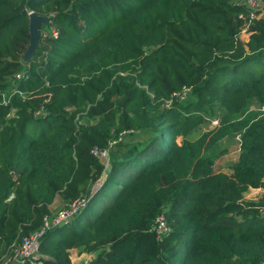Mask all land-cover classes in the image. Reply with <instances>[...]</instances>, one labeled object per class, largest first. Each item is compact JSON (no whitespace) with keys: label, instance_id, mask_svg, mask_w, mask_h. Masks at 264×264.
Returning <instances> with one entry per match:
<instances>
[{"label":"trees","instance_id":"obj_1","mask_svg":"<svg viewBox=\"0 0 264 264\" xmlns=\"http://www.w3.org/2000/svg\"><path fill=\"white\" fill-rule=\"evenodd\" d=\"M30 12L58 37L22 63ZM245 13L237 0H0V92L38 95L0 107V254L40 229L56 197L90 194L104 173L87 208L40 238L49 264H71V249L95 254L91 264L264 262V117H244L250 101L264 102V18L243 44ZM26 65L29 80L12 86ZM184 86L185 99L166 107ZM47 92L48 115L35 119ZM212 105L221 116L206 113ZM198 127L209 129L196 137ZM147 134L119 157L123 139ZM236 136L232 175L214 172L211 152ZM112 142L104 169L91 150ZM127 164L139 169L121 184ZM112 184L111 203L88 219ZM249 189L263 190L259 203L243 201ZM162 212L171 231L158 242L151 229Z\"/></svg>","mask_w":264,"mask_h":264},{"label":"built area","instance_id":"obj_2","mask_svg":"<svg viewBox=\"0 0 264 264\" xmlns=\"http://www.w3.org/2000/svg\"><path fill=\"white\" fill-rule=\"evenodd\" d=\"M239 4H242L246 8V13L240 15L239 18L243 20L244 26L240 34L247 33V28L254 22L259 20L263 14V1L262 0H237ZM248 34V33H247ZM238 35V39H239ZM58 37V31L54 28H51V33L49 38L56 39ZM30 78L29 66L19 72H16L12 76V86L21 81H28ZM48 82H45V86L48 87ZM190 91V88L183 87L180 91L175 92L171 95L169 100L165 101V106L169 107L174 100L183 101ZM17 95L19 100L24 102L25 100L38 97L34 95V92H22L17 87H13L10 91H1L0 92V107H9L11 104V99ZM44 100L41 102L40 106L33 111V117L35 119L44 118L48 115V111L45 109V104L49 101L51 93L47 92L42 95ZM256 112L259 116L264 117V105L259 106L256 109ZM15 114V109L11 108L8 117H13ZM213 127L218 126L219 120L214 119L211 121ZM210 127V128H213ZM177 143L180 144L179 138ZM114 144L111 143L108 148L99 150L93 148L91 154L95 156L100 163L103 165L104 169H108L109 164L106 160L108 154L110 153V148ZM105 179L103 175L95 182L91 188L90 194L81 195L78 198L65 203V205L54 215H45L42 220V225L38 231L32 232L26 236H22L15 240L8 250L0 254V264H49L53 259L41 252L40 249V238L42 235L49 230L65 226L69 224L76 215L82 213L88 206L90 199L97 192V190L102 186ZM13 196L10 197V199ZM154 232L156 240L161 242L166 238L170 233V227L166 220L164 212L160 213L155 219L154 225L151 229ZM95 258V254L90 253L89 260L92 262ZM70 259V256H69ZM71 262V261H70ZM71 264H73L71 262ZM258 264H264L260 262Z\"/></svg>","mask_w":264,"mask_h":264},{"label":"rangeland","instance_id":"obj_3","mask_svg":"<svg viewBox=\"0 0 264 264\" xmlns=\"http://www.w3.org/2000/svg\"><path fill=\"white\" fill-rule=\"evenodd\" d=\"M264 3V0H262ZM56 5L53 6L55 8ZM51 12L53 10H50ZM47 17V16H45ZM48 18V17H47ZM264 18V11L262 14V17ZM29 22V21H28ZM27 33H28V26H27ZM51 33V28H49L48 23L46 25H42L40 27V38L38 41V48L41 46H44L45 42L44 40L46 38L50 37ZM243 34L239 35V40L242 38L244 40ZM242 36V37H241ZM29 43V42H28ZM38 50V49H37ZM20 61L23 62V58H20ZM160 90V89H159ZM156 93H153V96H155ZM164 96L161 95L159 96V100H163ZM264 105L263 103H259L256 100H252L249 102L248 107L244 113V117L247 118H253L256 117L257 112L256 109ZM206 113H211L215 117H219L222 115V109L218 105H212V106H207L206 108ZM209 127H213L212 124H210ZM209 129L208 127H198L194 129L193 135L198 137L202 133L207 132L206 130ZM151 134H147V136H141L140 139H130L126 138L125 140L123 139L122 142L120 143L119 149L121 154L119 155L120 158H126L129 156H132L135 154L136 150L135 148H131V144L136 142V141H142L143 139L148 140L150 138ZM180 142V138H179ZM114 145H116L117 142H112ZM239 137L236 136L234 138H227L222 140L220 143L216 145V147L213 149L211 152V155L213 156V169L214 172L216 173H221L227 176H231L233 171H232V166L236 163L238 155H239ZM114 158H111V156L108 154L106 160L108 161L109 167H111V162ZM139 169L138 166H133L132 164H127L124 166L123 169L119 170V177L117 180H120V183H125L128 182L129 179L137 172ZM103 175V174H102ZM101 175V176H102ZM117 191V184L113 186L110 185L109 187H105L99 191V194L97 197L93 200V202L90 204L86 216L88 219L92 217V215H95L99 213L102 209H104L107 205L111 203L113 200V197L115 196V193ZM263 195L262 190H257V189H249L246 193L242 195V199L244 202H252V203H259ZM67 203V202H66ZM65 205V204H64ZM63 205V206H64ZM79 251V250H78Z\"/></svg>","mask_w":264,"mask_h":264},{"label":"water","instance_id":"obj_4","mask_svg":"<svg viewBox=\"0 0 264 264\" xmlns=\"http://www.w3.org/2000/svg\"><path fill=\"white\" fill-rule=\"evenodd\" d=\"M28 21L29 43L25 52L22 55L23 62L25 63H28L33 58L35 51L38 49L40 27L48 23V18L42 15H38L34 12H30L28 14Z\"/></svg>","mask_w":264,"mask_h":264},{"label":"crops","instance_id":"obj_5","mask_svg":"<svg viewBox=\"0 0 264 264\" xmlns=\"http://www.w3.org/2000/svg\"><path fill=\"white\" fill-rule=\"evenodd\" d=\"M242 36H244L245 38H244V40L241 38L240 41L243 44H245L248 41L249 34L243 33ZM180 142H181V139H180ZM114 150L116 151L117 149L115 148ZM117 156L118 155L116 154V157ZM111 158H114V157H111ZM257 190H262V189H257ZM65 203L66 202L63 201L60 197H56L54 199L52 205L49 207V214L54 215L56 212H58L63 207V205ZM68 253L70 256V261L73 264H91V261L89 260L90 254H88V253H80L77 249H71V250H69Z\"/></svg>","mask_w":264,"mask_h":264}]
</instances>
